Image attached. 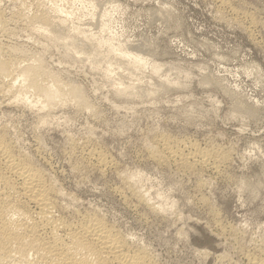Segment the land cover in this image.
Instances as JSON below:
<instances>
[{"label": "rangeland", "instance_id": "374dc122", "mask_svg": "<svg viewBox=\"0 0 264 264\" xmlns=\"http://www.w3.org/2000/svg\"><path fill=\"white\" fill-rule=\"evenodd\" d=\"M40 1L70 20L49 37L28 21L35 2L25 18L20 0H0V42L21 48L23 64L38 56L96 110L0 95V135L59 189L64 214L105 216L158 264L264 259V0ZM79 28L113 35L115 47ZM121 83L136 92H117ZM163 138L187 154L210 149L219 170L168 159ZM93 149L110 165L98 166Z\"/></svg>", "mask_w": 264, "mask_h": 264}, {"label": "bare ground", "instance_id": "6f19581e", "mask_svg": "<svg viewBox=\"0 0 264 264\" xmlns=\"http://www.w3.org/2000/svg\"><path fill=\"white\" fill-rule=\"evenodd\" d=\"M20 1L22 5L20 14L25 18L29 16L28 21L40 34H47L50 37L53 27L62 26L70 20V13L58 6L53 9L50 7L48 11L45 8V10L40 9V0ZM30 1L35 2L37 6V11L32 16L25 14ZM220 1L223 5L232 6L231 3L229 4L230 0ZM5 29L3 13L0 11V32H5ZM86 30L79 28V33L83 34L84 39L94 41L96 47L104 43H110L111 47H115L111 43V40L115 39L113 35L93 37L88 36ZM1 42L0 95L4 97L15 95L29 105L32 104L28 101L31 96L36 100L38 97L42 103L40 110L54 109L66 102H72L78 109L96 110L79 86L71 82L69 84L50 73L38 56L32 57L31 61L28 59L29 62L23 64L24 56H21L23 61L18 57L27 54H24L19 47H4ZM75 45L80 47L78 43ZM131 59L135 67L145 65L143 56L133 55ZM153 69L157 72L155 65ZM133 84L125 86V83H121L117 87V92L133 95L136 92L134 90L136 84ZM132 86L135 92L132 91ZM46 121L45 119L44 122ZM6 136L5 133L0 135V264H158L153 255L147 252L148 250L132 246L125 235L120 234L121 232L119 233L114 225L104 219L105 216L103 218L98 213L92 214L89 211V214L79 215L76 218H73L74 215L67 217L64 214L66 208L58 199L59 189L48 182V178L38 164L25 152L22 153L20 149L18 151L16 149L18 147H15ZM167 139H160V142L163 141L161 148L165 152H162L166 153L168 159L172 158L184 163L198 162V165L202 163L214 170L219 168V158L213 156L209 152L210 149L192 150L187 154L182 148H176V145L170 142L172 141L170 138ZM159 150L161 149L154 150L152 154L154 153L156 157L157 152L158 154L161 152ZM92 151L95 152L90 153V156L98 166H107L111 161L107 160L105 153L101 154L102 151H98L99 153H96L97 149ZM162 155L161 153L163 160L165 155ZM257 258L250 259L251 263L264 264L263 258L260 260Z\"/></svg>", "mask_w": 264, "mask_h": 264}]
</instances>
